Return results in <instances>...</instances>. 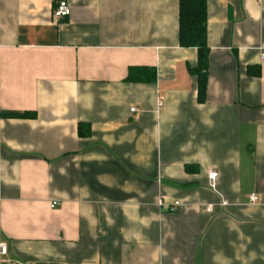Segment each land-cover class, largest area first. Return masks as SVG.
I'll use <instances>...</instances> for the list:
<instances>
[{
  "label": "crops",
  "instance_id": "0c3cea01",
  "mask_svg": "<svg viewBox=\"0 0 264 264\" xmlns=\"http://www.w3.org/2000/svg\"><path fill=\"white\" fill-rule=\"evenodd\" d=\"M57 1L0 0V264H264V0H206L202 103L179 0Z\"/></svg>",
  "mask_w": 264,
  "mask_h": 264
},
{
  "label": "trees",
  "instance_id": "16d2710c",
  "mask_svg": "<svg viewBox=\"0 0 264 264\" xmlns=\"http://www.w3.org/2000/svg\"><path fill=\"white\" fill-rule=\"evenodd\" d=\"M207 15L206 0H179L178 3V43L183 49H195L197 62L195 67L188 68L190 75L197 78L198 101L202 103L205 97L206 77L209 62V49L207 46ZM252 77L260 76V69L248 70ZM130 84L151 85L156 82L154 69L147 67L129 68L124 80ZM13 119H33L32 113L7 115ZM79 135L86 137L89 131L79 127Z\"/></svg>",
  "mask_w": 264,
  "mask_h": 264
},
{
  "label": "built area",
  "instance_id": "2783aa9c",
  "mask_svg": "<svg viewBox=\"0 0 264 264\" xmlns=\"http://www.w3.org/2000/svg\"><path fill=\"white\" fill-rule=\"evenodd\" d=\"M70 8L67 5V3L64 0H58L55 4V7L52 12L53 19L56 21H62L70 16ZM261 60H264V52L261 54ZM161 106V104H159ZM135 109H130V113H135ZM208 179V188L212 192H216V181H217V174L214 171H209L207 175ZM249 201L252 204H255L257 202V198L255 195H251L249 197ZM58 204L52 203L51 208H55ZM159 207L165 208L169 212H175L178 209L182 207V205L178 202H175L171 205L163 204L161 201L159 202ZM222 207H225L227 203L225 201H222L220 204ZM208 210H211V206L207 207ZM6 252L5 245H0V255L4 256Z\"/></svg>",
  "mask_w": 264,
  "mask_h": 264
}]
</instances>
